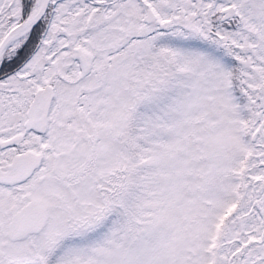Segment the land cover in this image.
<instances>
[{
  "label": "snow or ice",
  "instance_id": "6c2138e0",
  "mask_svg": "<svg viewBox=\"0 0 264 264\" xmlns=\"http://www.w3.org/2000/svg\"><path fill=\"white\" fill-rule=\"evenodd\" d=\"M0 264H264V0H0Z\"/></svg>",
  "mask_w": 264,
  "mask_h": 264
}]
</instances>
